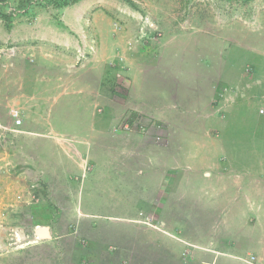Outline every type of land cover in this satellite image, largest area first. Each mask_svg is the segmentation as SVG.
I'll return each instance as SVG.
<instances>
[{
	"label": "rangeland",
	"instance_id": "obj_1",
	"mask_svg": "<svg viewBox=\"0 0 264 264\" xmlns=\"http://www.w3.org/2000/svg\"><path fill=\"white\" fill-rule=\"evenodd\" d=\"M2 48L0 264L262 261L264 0H0Z\"/></svg>",
	"mask_w": 264,
	"mask_h": 264
},
{
	"label": "crops",
	"instance_id": "obj_2",
	"mask_svg": "<svg viewBox=\"0 0 264 264\" xmlns=\"http://www.w3.org/2000/svg\"><path fill=\"white\" fill-rule=\"evenodd\" d=\"M219 180L222 181V177ZM213 188L215 189V192H214V196L212 198L213 200L211 203L215 204V206L217 204V206H218L219 202H222L221 197H222L223 192H224V187L220 186V184L218 183V185L212 186L211 189H213ZM228 192L233 194L232 191H228ZM252 194L254 196L251 198V200L249 202V206H250L249 208H251V211H252L251 214H253V217H252L253 218V220H252L253 221V223H252L253 227H249V232L253 236L251 238V241H253L255 243V240L257 239L259 244L257 245V247H255L256 244H250V246L252 247L251 251L253 250V252H255V254H258V252L261 253L260 258L262 259V261H260L259 264H264V243H263L264 241L261 242L260 239L258 238L259 236L254 237V236H256V234H258L257 233L258 230H261V229L264 230V184L259 185L258 188L256 189V192L253 191ZM255 198L257 200H255ZM251 206H254V207H251ZM257 206H259L260 208L258 207L259 209L256 211L255 208ZM262 243H263V245H261Z\"/></svg>",
	"mask_w": 264,
	"mask_h": 264
},
{
	"label": "built area",
	"instance_id": "obj_3",
	"mask_svg": "<svg viewBox=\"0 0 264 264\" xmlns=\"http://www.w3.org/2000/svg\"><path fill=\"white\" fill-rule=\"evenodd\" d=\"M14 50H15V49H13V50H10V49H9L8 52H9V51H14ZM6 53H7V52H6V49H3V48L0 49V57H1L2 54L5 55ZM14 116H18V113H17L16 111L14 112ZM21 123H22V120H21L20 118H17L16 121H15V124L20 126ZM10 130L13 131V132H17V131L22 132V131H23V130H21V129H19V128H18V129H16V128H10ZM254 259H255L254 257H250V258L246 259V261H247L249 264H256Z\"/></svg>",
	"mask_w": 264,
	"mask_h": 264
},
{
	"label": "trees",
	"instance_id": "obj_4",
	"mask_svg": "<svg viewBox=\"0 0 264 264\" xmlns=\"http://www.w3.org/2000/svg\"><path fill=\"white\" fill-rule=\"evenodd\" d=\"M47 1L54 3L55 5H57L59 7H65V6L71 5L73 3H76L79 0H47Z\"/></svg>",
	"mask_w": 264,
	"mask_h": 264
},
{
	"label": "water",
	"instance_id": "obj_5",
	"mask_svg": "<svg viewBox=\"0 0 264 264\" xmlns=\"http://www.w3.org/2000/svg\"><path fill=\"white\" fill-rule=\"evenodd\" d=\"M38 233L41 237L49 238L51 237V231L48 226H43L38 228Z\"/></svg>",
	"mask_w": 264,
	"mask_h": 264
}]
</instances>
